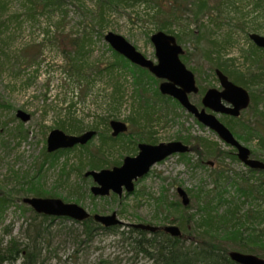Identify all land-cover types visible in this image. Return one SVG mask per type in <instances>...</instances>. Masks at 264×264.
<instances>
[{"label": "rangeland", "instance_id": "1", "mask_svg": "<svg viewBox=\"0 0 264 264\" xmlns=\"http://www.w3.org/2000/svg\"><path fill=\"white\" fill-rule=\"evenodd\" d=\"M103 1L0 0V197L4 199L0 254L14 241L19 253L38 250L40 264H155L128 246L120 233L133 223L167 225L193 216L188 227L194 234L186 228L185 233L199 238L198 223L208 199L213 200V216L220 226L206 239L226 240L224 246L233 249L250 245L264 257V200L259 194L248 200L239 192V176L249 178L248 168L216 133L161 97L160 80L122 63L105 40L110 31L123 35L156 61L152 35L160 30L175 35L185 50L182 60L194 71L201 89L193 97L195 102L207 89L220 87L213 64L220 58L230 78L255 96L241 119L222 118L254 155L264 159V73L258 82H251V76L264 67V57L245 64L239 56L240 50L252 45L250 33L264 35V0H177L175 9L166 0H124L120 7L107 4L102 10ZM111 65L112 73L107 70ZM247 69L250 73L239 79L235 71ZM145 107L160 119L147 129L150 133L140 129ZM18 110L30 113L31 120L18 119ZM111 120L127 122L130 130L108 146L105 164L136 155L141 142L181 140L195 150L155 165L132 194L96 198L91 193L94 182L82 170H89L84 168L88 153L111 136ZM56 128L70 134L95 129L98 134L88 147L49 154L47 139ZM206 140L216 144V156L205 154ZM178 187L189 192L192 207L176 212L175 204L181 203ZM26 197L61 198L93 214L117 212L125 226L99 229L88 237L84 226L72 220L36 218L23 202ZM238 202L241 212L236 217H220ZM234 232L236 237L229 240ZM20 262L21 258L16 264Z\"/></svg>", "mask_w": 264, "mask_h": 264}, {"label": "water", "instance_id": "2", "mask_svg": "<svg viewBox=\"0 0 264 264\" xmlns=\"http://www.w3.org/2000/svg\"><path fill=\"white\" fill-rule=\"evenodd\" d=\"M251 38L255 43L264 47V36L259 34H251ZM106 40L119 53L123 54L130 61L148 68L156 76L167 81L161 84V90L164 94H169L177 98L181 104L191 113L195 114L200 121L211 129L215 130L220 137L227 143L236 146L239 149V157L248 165L254 168H264V163L257 160H250V150L242 146L231 133L214 115L207 114L205 110L201 112L190 103L188 93L198 92L196 87L195 76L192 71L182 63L179 55L183 53L181 46L177 44L174 36L164 32H158L153 35L152 41L156 47V55L159 63L155 64L152 60L146 58L136 47L131 44L125 37L113 32L106 35ZM221 83L225 88L223 92L216 89H210L205 98L206 106L218 112L230 113L239 115L240 110L248 107L250 103V95L247 90L237 86L229 80L221 71H218ZM222 99L231 102L235 107L226 109L222 104ZM18 116L24 121L30 119V115L19 111ZM111 126L114 130L113 135L117 136L128 130V126L122 121H112ZM95 131H89L81 136L68 135L60 129L51 131L47 140L48 152L56 151L59 148H69L76 144H85L93 136ZM140 153L136 157H127L121 167H115L112 170L91 171L87 176L92 175L97 186L92 188V191L97 196H105L110 194L111 190L122 195L124 187L128 191H133L135 188L134 181L147 174L150 168L157 162L162 161L166 157L174 153H184L189 151V147L181 142L161 143L159 145L140 144ZM180 195L183 197L185 205L190 203V198L187 192L180 188ZM25 202L32 205L39 213H46L55 216H68L76 220H85L90 217V214L77 204L65 203L60 199L52 198H26ZM94 219L104 224L107 227L121 224L117 218V213L112 215H95ZM135 228L156 232L159 228L151 225L136 224ZM164 230L173 236H181L182 232L177 226H167ZM230 256L233 260L241 264H264V259L255 255L243 254L241 252H231Z\"/></svg>", "mask_w": 264, "mask_h": 264}, {"label": "bare ground", "instance_id": "3", "mask_svg": "<svg viewBox=\"0 0 264 264\" xmlns=\"http://www.w3.org/2000/svg\"><path fill=\"white\" fill-rule=\"evenodd\" d=\"M168 4H169V3H168ZM175 4H176V3H175ZM170 6H172V5H170ZM165 7H166V6H165ZM165 7H164V8H165ZM172 7H173V9L176 8V6H172ZM165 11H166V10H165ZM110 32H112V31H110ZM158 32H164V33H166V34H168V35L174 36V37L176 38L177 44H178L179 46H181V44L179 43V41H178V39H177V37H176L175 35L170 34V33H167V32L162 31V30H160V31H158ZM158 32H156L155 34H157ZM108 33H109V32H108ZM108 33H107V34H108ZM113 33H115V32H113ZM107 34H106V35H107ZM116 34H117V33H116ZM155 34H153V35H155ZM228 34H229V33H228ZM251 34H259V33L253 32V33H250V34H249V39L252 41V42H251L252 45H251V47H250L248 50L250 51V50H252L253 48L256 49V50H257V49L262 50L261 53H260V54H262V57H261L260 60H262V58L264 57V47H260V46H258V45L255 43V41L251 38ZM106 35H105V40H106ZM118 35H120V34H118ZM153 35H152V37H153ZM259 35L264 36V35H262V34H259ZM121 36H123V35H121ZM123 37H124V36H123ZM152 37H151V41H152ZM229 37H230L229 35H226V37H224V38H225V39H229ZM125 38H126V37H125ZM126 39H127V38H126ZM127 40H128V39H127ZM128 41H129V40H128ZM106 42L109 44L110 49L114 52V54H118L119 56H121L122 58H124V59L127 61L128 64H131L132 66H134V67H136V68H139V69L143 70L145 74H148V75H150L151 77L160 80V85H159L158 93H159V95H160L161 97L167 98V99H169V101H174L176 104H178V105L181 106L183 109H185L189 114H191V115H192V116H193V117H194V118H195V119H196V120H197L202 126L208 128V129H210L211 131H213L214 133H216V135L218 136V138H219V139H220L225 145L231 147V148L235 151V155H234V156H235L236 160H239L241 163H243V164L245 165L246 168H248L247 173L250 175L249 178H247V177L245 178L244 176H239V178H241L240 180L242 181V182H239V185L241 186L240 191H239L241 197L243 196V197H245L246 199L249 200V198H250L251 196H255L256 194H257V195L259 194V195H261V198L264 200V192H263L264 188H262L261 191H260V189H259V186H260L261 182L264 184V168H254V167H252V166L246 164V163H245V162L239 157V149H238L236 146L231 145V144L227 143L225 140H223V139L220 137V135H219L215 130H213V129H211L209 126L205 125L202 121L199 120V118H198L195 114H193V113H191L190 111H188V110H187V109L181 104V102H180L177 98H175V97H173V96H171V95H169V94H164V93L162 92V90H161L160 87H161V84H162L163 82L167 81L166 79L159 78V77L156 76L153 72H151L148 68L143 67V66H141V65H139V64H136V63L130 61L127 57H125L123 54L119 53L116 49H114L113 46H112L107 40H106ZM129 42H130V41H129ZM130 43H131V42H130ZM152 43H153V41H152ZM131 44H132V43H131ZM153 45L155 46L154 43H153ZM134 46H135V45H134ZM135 47H136V46H135ZM181 47H182V46H181ZM136 49H137V47H136ZM182 49H183V53H181V54L179 55V57H180L182 63L187 67V65H186V64L183 62V60H182V58H184L183 55L185 54V50H184L183 47H182ZM82 50H83V49H82ZM137 50H138V49H137ZM155 50H156V47H155ZM248 50H243V51H248ZM138 51H139V50H138ZM139 52H141V51H139ZM240 52H242V50L239 51V56H240L241 59L244 60V63H245V64H246V63H249V62H251V60H253V58H250V59L247 61V60L243 57V55H240ZM141 53H142V52H141ZM142 54H143L146 58L150 59V58L147 57L144 53H142ZM182 56H183V57H182ZM156 58H157L156 61H154V60H152V59H150V60H152L155 64H158V63H159V60H158L157 55H156ZM232 60H233V59H232ZM213 64H215V65H214V71H215V73H216V75H217V77H218V79H219V81H220V87H219V88H214V87H212V88H209V89H207L206 91H204L203 94L200 96V99H202V103L200 102V104H199V101H200V100H199L198 102H195V101L193 100V97H194V95H199L200 92H201V89H200V87H199V85H198V83H197V78H196V75H195L194 71L191 70V69H189V68L187 67L188 70H190V71L193 72V74H194V76H195L196 87L198 88V92H190V93H188V98H189L190 103L193 104V105H194V106H195L200 112H201L202 110H205V112H206L207 114L214 115V116H215V117H216V118H217V119H218V120H219V121H220L225 127H227V128L231 131V133L234 135L235 139H236V140H237L242 146H244V147H246V148H248V149L250 150V152H251V154H250V156H249V159H250V160H257V161H260V162L264 163V159L259 158V157H257L256 155H254L253 152H252V150L240 141V139L237 137V134H236L234 128L232 127L231 123L225 121V120L222 118V116H224V117H228V118L231 119L232 121H236V120L241 119L243 113H244L247 109H249V108L251 107V105L253 104V99H254V102H255V96H254V98H253V97H252L253 95H251L250 91H249L246 87H244V86H242V85L236 83L234 80H232V79L230 78V76L226 73V71L223 70V69L221 68V66H220V62L213 61ZM248 66H249V65H248ZM247 70H249V69H247ZM247 70H243V71H247ZM261 70H262V68H261L259 71L261 72ZM218 71H221L224 75H226V76L229 78V80H230L231 82H233V83L236 84L237 86H240V87L244 88L245 90H247L248 93H249V95H250V103H249L248 107H246V108H244V109H241L239 115H232V114H230V113H225V112H218V111H215L214 109H212V108L206 106L205 103H204V98H205L207 92H208L210 89H216V90H218L219 92H223L224 89H225V88L223 87L222 83H221L220 77H219V75H218ZM243 71L240 70V72H243ZM259 71H258V72H259ZM247 72H248V71H247ZM249 73H250V71H249ZM262 73H264V72H262ZM259 74H261V73H254V74L251 76V82H253V83L258 82V81H259V79H258V78H259V77H258ZM257 80H258V81H257ZM236 81H237V79H236ZM237 82H239V81H237ZM239 83H241V82H239ZM222 104H223V106H224L226 109H233V108L235 107L231 102H228V101H226L225 99H222ZM151 109H152V108L149 107V112H150V117H151V119H150L149 121L146 120V119H144L143 114H144L145 109H143V111H142V115L139 117V118H142V121L145 120V122H144L143 124H141L140 129L145 130V132H147V133H150V132H151L150 130H147V129H149L150 127H153L154 124H158L157 121L159 122V120H160L159 118H158V119H155V118H154V114H153V112L151 111ZM19 111H23L24 113L30 115V119H29L28 121H24L21 117L18 116ZM16 116H17L18 119H20V120L23 121L24 123L29 122V121L31 120V118H32V115H31L30 113L24 111V110H18ZM112 121H117V120H111V121H110L111 136H109L108 139L104 140V141H108V145H107V147H108V146L111 147V145H110L111 143L119 142V140L121 139V137H124L126 134H128V132H129V130H130L129 124H128L127 122H125V123L127 124V126H128V130H127L126 132H122V133L118 134L117 136H114V135H113L114 130H113L112 126H111V122H112ZM118 121H119V120H118ZM135 121L138 123V121H137L136 119H135ZM122 122H124V121H122ZM139 122H140V121H139ZM77 124H78V123H77ZM261 124H263V126H264V123H261ZM78 125H79V124H78ZM142 125L144 126L145 129L142 127ZM56 129H59V128H56ZM53 130H55V129H53ZM53 130H52V131H53ZM60 130H62V129H60ZM62 131H64V130H62ZM89 131H95V135H94V136H93V137H92L87 143H85V144H76L75 146H73V147H69V148H59V149H57L56 151H53V152H48V149H47V152H48L49 154H54V153H59V152L70 151V150L77 149V148L88 147L87 145H88V144H89V143H90V142H91V141L97 136V134H98L97 130H95V129H88V130H86V131H84V132H81L80 134H70V133H67V132L64 131V132H65L66 134H68V135H75V136H81V135H83V134H85V133H87V132H89ZM50 133H51V132H50ZM263 133H264V130H263ZM139 135H141V134H140V133H136V136H139ZM111 138H112V139H115L116 141H113ZM47 140H48V139H47ZM104 141H101L100 143H102V142H104ZM148 141H149V140H148ZM171 142H181V143H183L184 145H187V146L189 147V151L184 152V153H181V152L174 153V154H172V155L166 157V158L163 159L162 161H159V162L155 163V164L150 168V170H149V172H148L147 174H145L144 176H142V177H140V178H138L137 180L134 181L135 188H134L133 191H128V190L126 189V187H124L122 195H120V194L114 192L113 190H111L110 194L105 195V196H100V195L97 196V195H95L94 192L92 191V188H93L94 186H97L98 183L95 181V179H94V177H93L92 175L87 176V173H88V172H91V171H98V172H100V171H102V170H112V169H114L115 167H121V166L124 164V161H125V159H126L127 157H136V156L139 155V153H140V147H139V145H140V144L145 143V144H151V145H159V144H161V143H158V144H153V143H150V142H141V143H138V145H137V147H138V153H137L136 155H134V156H127V157H125L124 160H123L121 163H119L118 161H116V162L118 163V164H116V165H108V166H107V164H104V165H106V166L101 167V168H95V169H93V168L90 167V163L86 164L85 166L83 165L84 168H89V170H86L85 172H84V169L82 170L83 173H84V176H85L86 178H91V179L93 180V182H94V185L91 186V193H92V195H93L94 197H96V198H100V197H107V196L111 195L112 193L118 195L119 197H123L124 194H132V193L135 192V190H136V186H137L138 182L141 181L144 177H146V176L150 173V171L152 170V168H153L155 165H157V164H159V163L165 161L166 159H168V158L171 157V156H174V155L186 156V155H188V154L194 152V150H195L194 147H192L190 144L186 143L185 141L175 140V141H171ZM162 143H170V142H162ZM211 144H212L211 142H209V141H207V140L205 141V145H204V147H205V149H207L206 152H205V154H206L207 156L209 155V156L213 157L214 155L216 156V151H217L216 149H217V147L215 146L216 144H215V145H214V144L211 145ZM263 144H264V138H263ZM99 145H100V144H99ZM118 145H120V144H118ZM206 145H207L209 148H208ZM98 147H99V146H98ZM98 147H97V149H98ZM109 147H108L107 149H109ZM97 149H96L95 151H97ZM213 149L216 150V151H214ZM95 151H91V152H95ZM89 154H90V152L88 153L87 156H89ZM104 160H105V159H104ZM103 163H104V162H103ZM108 163H109V162H108ZM208 164L211 165V166H214L215 163H214L213 161H208ZM82 171H81V172H82ZM251 174H253L254 176H251ZM257 174H259L258 176L261 175L262 177H258V178L255 177ZM180 188L184 189L183 187H178V189H177L178 196H179V198H180V200H181V203H178V204L181 205L183 209H186V210H187V209H189V208L192 207V198H191L189 192H188L186 189H184V190L187 192V194H188V196H189V198H190V203H189L188 205H185L184 202H183V197H182V196L180 195V193H179V189H180ZM26 198H36V197H26ZM26 198L23 199V202H24L26 205H28V206H30V207L32 208V210L35 212V215H38V217H36V218H40V219H43V220H46V221L54 220V219H56V218H62V219H69V220L74 221L75 223H79V224H81V223L85 222V221L88 220V219H92V220H94V222H96L97 224L101 225V226L104 227L105 229H112V228H115V227H119V229H120L121 227L125 226V225H124V222L119 218V215H118L117 212H113L112 214L117 213V218L121 221V224H119V225H114V226H111V227H107V226H105L104 224L99 223V222H97V221L94 219V216L97 215L98 213L93 214V213L89 212L87 209H85L84 207H82L81 205H79V204H77V203H71V204H77V205L81 206L82 208H84V209L90 214V217H89V218L80 221V220H76V219L71 218V217H68V216H55V215H49V214H46V213H39V212H37V211L35 210V208H34L32 205H30V204H28V203L25 202V199H26ZM42 198L60 199V200H62L63 202L68 203V202L64 201L63 199H61V198H56V197H42ZM212 204H213V203H212ZM176 205H177V204H176ZM235 205H238V207H240L241 203L238 202V204L236 203ZM243 205H244V204H243ZM203 207H204V205H203ZM211 207H213V205H211ZM234 208H235V206H232L230 210L233 211V210H235ZM213 210H214V207H213ZM230 210L227 211L226 215H222V216H220V217L223 218V219H226V218H227L228 220L233 219L234 217H232ZM237 210H239V209H237ZM203 211H204V210H203ZM239 211L241 212V210H239ZM213 212H214V211H213ZM112 214H107V215H112ZM238 214H239V213H238ZM99 215H104V214H99ZM107 215H106V216H107ZM44 216H45V217H48V219H45ZM247 218H249V213L247 214ZM178 223H179V221H178V220L175 221V219H174V221L171 220V222H170L169 224H167V225H156V224H150V223H133V224H129V225H128V229L133 228V229H135V230L144 231V232H147V233H150V234H156V233L162 234V233H164V234L169 235V236H171V237H173V238H183V239H185V240H187V239L193 240V238H190V237L185 233V228L182 226V224H181V223L178 224ZM136 224L151 225V226H155V227H157V228H159V229H158L156 232L146 231V230H142V229L135 228L134 225H136ZM81 225H82V224H81ZM167 226H177V227H179L180 230H181V232H182V235H181V236H173L172 234L166 232V231L164 230V228L167 227ZM102 230H104V229H102ZM125 230H126V229H125ZM105 231H110V230H105ZM114 231H115V230H114ZM186 231H187V230H186ZM188 233H189V232H188ZM232 235H233V234H230L231 237L229 238V240H233V239H232V238H233ZM149 237H150V236H149ZM222 241H225L224 244L226 243V240H222ZM126 242H128V244H127L128 246L132 247L131 242H130L129 240H127ZM10 243H11V242H10ZM186 243H187V245L189 244V242H186ZM8 245L10 246L9 243H8ZM9 246L6 248V250L9 248ZM241 246H243V247H241V249H233V248H229V247H227V248H228V255H229L230 259H231L234 263H236V264H241V263H239V262H237V261H235V260H233V259L231 258L230 253H231V252H234V251H236V252H241V253H243V254L255 255V256H257V257H259V258H261V259H264L263 256H260V255L256 254V252H254V249H253L254 247H252V246H250V245H248V246H247V245H241ZM245 246H247V247H245ZM6 250H4V252H2L0 255H3V254L5 253ZM26 250H27V249H26ZM21 255H23V254L18 253V256H17V257H18V260H17L16 262L19 261V258L22 259V256H21ZM19 256H20V257H19ZM147 258H148V257H147ZM149 259H150V258H149ZM37 260H38V259H37ZM152 260H153V259H152ZM154 261H155V260H154ZM16 262H15L14 264H16ZM22 263H23V259H22V262H20L19 264H22ZM154 263H155V264H158L157 261H155ZM6 264H8V263H6ZM9 264H10V263H9ZM37 264H40L39 261L37 262Z\"/></svg>", "mask_w": 264, "mask_h": 264}, {"label": "trees", "instance_id": "4", "mask_svg": "<svg viewBox=\"0 0 264 264\" xmlns=\"http://www.w3.org/2000/svg\"><path fill=\"white\" fill-rule=\"evenodd\" d=\"M135 1H141V0H135ZM149 2L148 0H146ZM169 5L176 6L175 3L177 0H166ZM124 0H104L102 2V10H104V6L107 4L120 7L122 4H124ZM200 10H203L205 8L204 3L199 6ZM164 9V8H163ZM165 11V10H164ZM199 13V12H197ZM102 19V16H100ZM84 48V45H81L80 50L77 51L78 54H80L81 50ZM262 50L259 49H252L248 51L240 52V55H243V57L248 61L250 58H253V62L260 61L262 54ZM122 63L126 64L127 61L119 56L118 54H115ZM217 62H219V59H216ZM114 65H111L107 68L108 72L112 73L114 70ZM139 69V68H137ZM140 71L144 72L143 70L139 69ZM248 71V72H247ZM247 71H235V73L238 75L239 79L243 80L247 74H249V70ZM264 72V67L262 68L261 72ZM260 77V75H258ZM258 81V80H257ZM144 119L150 120V112L149 107H145L144 111ZM135 120V119H134ZM75 129H79V125H75ZM112 139V138H111ZM113 141H116L115 139H112ZM108 141H104L100 143L97 151L90 152L89 156H87V159L89 160L90 167L95 168H101L106 165H104V159L106 158V152L109 151L107 149ZM207 146V145H206ZM208 147V146H207ZM209 148V147H208ZM50 156V155H49ZM82 162V161H80ZM118 164L116 161H109L107 163L108 165H116ZM83 166V164H82ZM264 188V184L261 182L259 189ZM264 192V190H263ZM213 203V200H206L203 210L205 212V215L201 217L198 227L202 229L201 237H197L196 239L190 240V239H183V238H173L169 235H166L164 233L159 234H150L144 231L135 230L133 228L123 230L120 234L122 238H124L126 241L129 240L131 242L132 248L135 249L137 252L143 254L145 257H148L150 259H153L157 261L158 264H236L234 263L229 255H228V248L224 246L225 241H210L207 240L206 235L211 234H217L218 229L217 227L220 226L216 223L215 217L213 216V207H211ZM4 207V199L0 197V211ZM178 209H182V206L179 204H175L174 210L178 212ZM235 210H230L232 217H236L237 213L239 212L238 205H235ZM35 217H38V215H35ZM45 219H48V217H45ZM193 216L187 219L185 221V218L181 219V224L184 228H186L187 232L190 234H194L192 232V229L188 227V223L192 222ZM84 226V232L85 235L88 237H92V235L98 231L99 229L104 230H118L119 227H115L112 229H105L101 225L94 222L92 219H88L85 222L81 223ZM197 228H195L196 230ZM200 235V234H199ZM150 236V237H149ZM235 236V232L232 235ZM215 238V237H214ZM217 239V238H216ZM186 242H189L187 245ZM38 250H34L33 248H29L27 250L20 251L23 259L22 264H37V252ZM18 253L19 250L17 249V245L14 241L10 243L9 248L5 251L3 255H0V264H14L18 260Z\"/></svg>", "mask_w": 264, "mask_h": 264}, {"label": "flooded vegetation", "instance_id": "5", "mask_svg": "<svg viewBox=\"0 0 264 264\" xmlns=\"http://www.w3.org/2000/svg\"><path fill=\"white\" fill-rule=\"evenodd\" d=\"M199 100H200V101H199V104H200V102L202 103V99L199 98Z\"/></svg>", "mask_w": 264, "mask_h": 264}]
</instances>
